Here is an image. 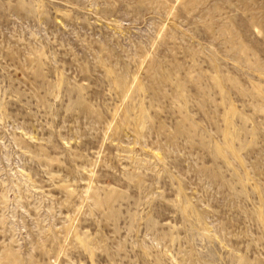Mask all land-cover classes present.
I'll list each match as a JSON object with an SVG mask.
<instances>
[{
	"label": "rangeland",
	"instance_id": "rangeland-1",
	"mask_svg": "<svg viewBox=\"0 0 264 264\" xmlns=\"http://www.w3.org/2000/svg\"><path fill=\"white\" fill-rule=\"evenodd\" d=\"M0 264H264V0H0Z\"/></svg>",
	"mask_w": 264,
	"mask_h": 264
}]
</instances>
